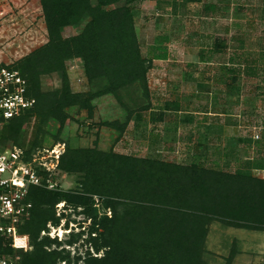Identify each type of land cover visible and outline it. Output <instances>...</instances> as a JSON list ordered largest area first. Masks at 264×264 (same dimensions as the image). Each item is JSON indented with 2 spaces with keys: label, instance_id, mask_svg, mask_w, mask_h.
<instances>
[{
  "label": "trees",
  "instance_id": "16d2710c",
  "mask_svg": "<svg viewBox=\"0 0 264 264\" xmlns=\"http://www.w3.org/2000/svg\"><path fill=\"white\" fill-rule=\"evenodd\" d=\"M8 1L0 0L1 24L18 14L8 10ZM37 1L39 18L45 24V41L13 62L0 61V65L22 72L28 81V94L36 103L4 123L0 143L25 147L30 156L45 147L50 120L58 121L62 129L70 118L69 107L87 110L92 116L94 100L103 95H113L125 112L124 121L103 122L122 135L132 117L142 119V112L152 108L148 72L155 59L168 56L164 43L155 45L151 56L142 53L133 7L144 0ZM28 2L35 4L36 0ZM115 4L118 6L108 8ZM204 8L209 12L215 5ZM82 23L78 33L64 36L63 28ZM227 47L225 40L214 37L212 51L202 50L200 57L209 61L208 53H223ZM234 55L233 63L244 58L243 53ZM70 59L82 62L87 80L97 86L95 91L72 89L66 66ZM243 61L238 63L244 65V74L257 77L256 60ZM224 68L232 74L235 85L239 68L225 64ZM53 73L61 76V87L43 89L42 77ZM233 90L240 93L239 87ZM180 107L178 102L166 103L157 119H166L168 111L179 112ZM190 113L184 114L186 121L193 120ZM258 138L252 135L238 139L256 144L258 155L237 158L236 169L231 171L216 159L199 157L179 163L157 154H125L97 145L74 147L57 133L53 145L65 143L58 168L78 175L79 185L73 189L31 186L28 199L33 207L20 232L29 235L32 249L7 250L21 255L20 264H210L207 239L214 222L264 230V176L253 173L254 169L264 170V137ZM224 150L226 155L236 156L235 145ZM94 196L99 197L100 206H96ZM63 201L76 214L84 215L78 222L83 229L71 230L65 240L42 235L43 230H49V223L56 227L67 215H57L56 205ZM88 220L89 225L83 226ZM81 240L85 250L72 254L70 247ZM235 256L232 249L225 264H232Z\"/></svg>",
  "mask_w": 264,
  "mask_h": 264
},
{
  "label": "rangeland",
  "instance_id": "374dc122",
  "mask_svg": "<svg viewBox=\"0 0 264 264\" xmlns=\"http://www.w3.org/2000/svg\"><path fill=\"white\" fill-rule=\"evenodd\" d=\"M28 1H8V10L18 14L2 24L3 19L0 21V61L13 62L45 41V24L39 18L38 1L35 4ZM208 4L215 5V9L207 12L204 6ZM115 6L118 5L108 8ZM133 8L136 33L143 55L151 56L154 53L153 47L158 43L167 44V58L155 59L148 72L153 108L161 109L168 102L172 105L178 102L191 109L207 106L209 112L206 115L197 111L193 123H183V114L176 111L168 112L169 119L166 121L158 122L152 121L154 111H144L142 119H130L121 135L119 130L103 122L124 121L125 112L113 95H103L94 100L92 116L88 115L87 110L69 107L67 111L70 118L62 129L58 121L50 120L46 126L44 148H54L60 155L64 151L63 147L65 149V143L53 145L54 135L59 133L63 141L74 147L97 145L101 149H114L119 153L150 154L155 145L151 146L149 132L155 130L164 138L158 143L156 154L169 161L190 163L195 153H205L204 149L196 146L201 136L194 130H197L199 122L203 124L204 117H208L207 124L212 126L210 142L207 140L210 158L219 159L225 170L233 171L234 161L224 158L222 153L227 145L239 146V155L242 157H256V144H239L236 138L256 134L259 135L258 139L264 137V57H261L264 47V0H202L200 3L144 0ZM82 26L83 23L77 27H65L63 34H76ZM214 37L225 40L228 47L223 53H208L209 61H202L201 51H212L210 44ZM237 52L243 53L249 62L256 60L257 77L244 74V65L238 63L244 62V58L233 63L231 58ZM224 64L239 68L235 85L231 82L232 74L227 72ZM66 66L74 91L97 89L96 85L87 80L79 59L68 60ZM61 85L59 73L42 77L45 90L59 88ZM236 87L240 88L238 94L233 90ZM176 120H179V124L174 130L169 122ZM166 126L172 127L166 129ZM231 136L236 137L230 140ZM253 173L264 176V170L261 169H254ZM54 175L63 189H73L79 185V176L76 174H67L57 167ZM56 211L57 215H67L56 227L49 223L51 236L58 235L65 240L70 230L83 229L78 224L85 218L83 214H76L68 205L56 207ZM68 220L70 222L66 226ZM88 225L89 220L83 226ZM207 248L210 264H225L232 249L236 251L232 264H264V230L226 227L220 222H214L208 235ZM70 250L72 254L76 250L83 252L85 247L82 240L70 247Z\"/></svg>",
  "mask_w": 264,
  "mask_h": 264
},
{
  "label": "built area",
  "instance_id": "2783aa9c",
  "mask_svg": "<svg viewBox=\"0 0 264 264\" xmlns=\"http://www.w3.org/2000/svg\"><path fill=\"white\" fill-rule=\"evenodd\" d=\"M28 87L19 69L0 65V129L11 118L33 108L36 99L28 94ZM60 155L54 148H38L27 156L25 147L0 143V264L21 262V255L10 252L8 247L15 251L32 249L29 235L20 232V226L30 217L33 207L28 199L29 190L33 185L47 189L60 187L54 175ZM94 199L96 206H100L99 197L94 196ZM61 205L65 206V202L56 207ZM51 233L50 230L41 232L49 236Z\"/></svg>",
  "mask_w": 264,
  "mask_h": 264
},
{
  "label": "crops",
  "instance_id": "0c3cea01",
  "mask_svg": "<svg viewBox=\"0 0 264 264\" xmlns=\"http://www.w3.org/2000/svg\"><path fill=\"white\" fill-rule=\"evenodd\" d=\"M188 77H191V75L190 74H188L187 75ZM181 106V105H180ZM188 106V105H187ZM185 107V108H184ZM181 106L180 107V111L178 112L177 110H174V111H176L178 114H180V113H182L183 115L181 116V119H182V122L183 123H193L194 121H195V116H194V113H196L197 111H200L199 113H203V114H206L207 115V113L209 112V110H208V107L207 106H197V109H199V110H197V109H191V108H189L190 106H188V108L186 107V106ZM165 109V105H164V107L163 108H161V109H158V108H153V105H152V108L151 109H149V110H146V111H154L153 112V117H152V121H154V122H158V121H166L167 119H169L168 117H167V113L168 112H170V111H168L167 113H166V119H163V120H161V119H157L160 115H159V113L160 112H162L163 110ZM188 109V110H187ZM203 110V111H202ZM190 111L193 113V120L192 121H186L183 117H184V114L185 113H190ZM144 112V111H143ZM158 113V114H157ZM192 113H190V114H192ZM177 117V116H176ZM133 118V117H132ZM136 118V117H135ZM142 118H143V114H142ZM171 119V118H170ZM207 119H208V117H204L203 118V124H200V122L197 124V130H194V132L196 133V134H200V136H201V138L199 137V139H197L198 141H197V144H196V146H197V148L199 147V148H202V149H204L205 150V153H203V154H198V153H195V157H194V159L195 158H208V159H210V160H215V158H210V155H208V151H209V149H210V147L207 145V140H209V142H210V135H211V128H212V126H210V125H208L207 123ZM171 122H173V121H171ZM171 122H169L170 124H172V126H173V128H174V130H176L177 129V127H178V124H179V120H176L175 122H173V123H171ZM172 126H166V129H168L169 127H172ZM203 127V128H202ZM220 129H222V127L220 128ZM223 130V129H222ZM149 137H150V142H151V146L152 145H155V147H152L153 148V152H151L150 154H156V151H158V149L156 148L157 147V145H158V143L160 142V141H162L164 138L162 137V135H160L159 134V132H156L155 130H151L150 132H149ZM236 136H231V137H229V139L230 140H232V139H234ZM240 137H247L246 135H243V136H237V138H236V140H237V142L239 143V144H241V143H244V144H247V146H250L249 145V143H246V142H244V141H238V139L240 138ZM228 139V140H229ZM203 140V141H202ZM228 146V145H227ZM226 146V147H227ZM230 146H232V145H230ZM234 146V145H233ZM226 147H224L223 148V151H225L224 149L226 148ZM236 147V156H234V155H226L225 153H223V155H224V158L225 157H227V158H230L232 161H234V169L233 170H235L236 169V165L238 164L237 162H236V159L237 158H244V159H246V158H248L247 156H244V157H242V156H240L239 155V146H235ZM125 154H133V153H125ZM149 154V153H148ZM148 154H143V155H140V154H135V155H139V156H147ZM157 155H159V154H157ZM160 156V155H159ZM216 160H219V159H216ZM219 162H220V160H219ZM220 164H221V166H222V161L220 162ZM262 170V169H261ZM232 171V170H231Z\"/></svg>",
  "mask_w": 264,
  "mask_h": 264
}]
</instances>
